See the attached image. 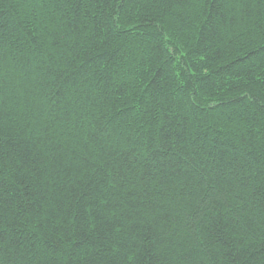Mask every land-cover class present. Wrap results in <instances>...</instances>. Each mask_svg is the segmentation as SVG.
Wrapping results in <instances>:
<instances>
[{
	"label": "trees",
	"instance_id": "1",
	"mask_svg": "<svg viewBox=\"0 0 264 264\" xmlns=\"http://www.w3.org/2000/svg\"><path fill=\"white\" fill-rule=\"evenodd\" d=\"M0 264H264V0H0Z\"/></svg>",
	"mask_w": 264,
	"mask_h": 264
}]
</instances>
